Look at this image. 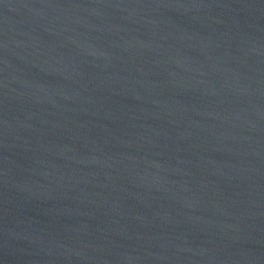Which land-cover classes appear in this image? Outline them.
Instances as JSON below:
<instances>
[{
	"label": "water",
	"instance_id": "1",
	"mask_svg": "<svg viewBox=\"0 0 264 264\" xmlns=\"http://www.w3.org/2000/svg\"><path fill=\"white\" fill-rule=\"evenodd\" d=\"M0 264H264V0H0Z\"/></svg>",
	"mask_w": 264,
	"mask_h": 264
}]
</instances>
